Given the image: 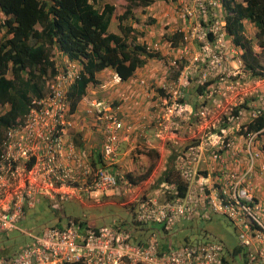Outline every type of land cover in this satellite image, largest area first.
<instances>
[{"label": "built area", "instance_id": "1", "mask_svg": "<svg viewBox=\"0 0 264 264\" xmlns=\"http://www.w3.org/2000/svg\"><path fill=\"white\" fill-rule=\"evenodd\" d=\"M174 3V13L181 20L174 30L181 37L175 46L170 43L174 55H166L163 61L166 69L177 75L162 83L165 95L155 135L161 139L166 136L177 139V131L189 122L190 115L196 112L200 115L197 130L190 136L199 139V143L185 151L188 159L179 157L182 178L196 182L189 186L187 202L181 199L168 202L154 195L140 197L138 185L131 186L122 172L107 167L114 159L124 124L112 106L101 98L90 99L86 110L103 121L105 163L95 168L87 151L75 149L65 137V130L71 125L67 93L76 76L72 70L74 64L68 63L49 79L42 96L30 100L21 120L0 135V232L16 228L15 222L25 207H33L40 198L55 203L65 197L75 198L79 193L123 188L133 193L130 200L136 202V219L162 221L167 229L181 218H191L199 210L210 209L225 215L237 228L245 245V264H264V207L244 187V180L258 156L254 147L260 133L249 130L243 133L241 113L232 114V107L230 114L222 117L206 104L194 111L184 101L183 92V86L188 83L203 85L207 82L199 97L214 98V111L225 109L224 103L228 101L238 105L232 101L234 95L247 97L257 92L255 96L259 97L260 106L252 114L255 117L264 112V89L261 93L258 91L264 76H253L244 70L243 51L227 31L220 2L176 0ZM209 5H215L217 11H209ZM194 43L199 44V49ZM146 48L158 51L160 44L156 41ZM212 77L216 82L209 84ZM113 78L120 79L117 73ZM225 121L227 125H223ZM238 139L244 141V150L250 157L248 169L239 173L231 171L230 180L226 182L210 174H198L195 178L194 167L208 149L212 151V161L222 160V152L232 149ZM172 185L175 189L176 185ZM167 188H171L170 183L163 180L158 191L163 193ZM72 222L61 227L47 226L31 234V240L19 251L0 256V264H231L230 260L234 259L225 253L222 243L215 240L187 242L170 249L159 245L161 228L151 230L143 241L133 242L132 232L122 225L112 223L79 231Z\"/></svg>", "mask_w": 264, "mask_h": 264}, {"label": "trees", "instance_id": "2", "mask_svg": "<svg viewBox=\"0 0 264 264\" xmlns=\"http://www.w3.org/2000/svg\"><path fill=\"white\" fill-rule=\"evenodd\" d=\"M217 1L222 5V14L227 23L228 33L232 36L233 42L243 51L241 58L244 68L253 76H264V0ZM150 2L151 0H125L122 10L115 14L114 4L109 1H104L101 7H97L94 5V0H0V11L6 16L4 26L7 34L0 39V135L7 127L21 120L33 97H40L46 91L47 82L56 73L55 61L52 57L53 49L56 47L70 60L78 59L82 64V70L75 77L67 94L71 113L75 111L81 98L86 95L87 86L98 81L96 76L98 70L110 67L120 76V79H126L146 61L147 56H159V52L148 51L144 42L136 40L135 27L126 21V18L133 17L132 8L147 5ZM214 6L209 5L208 10L217 11L218 8ZM113 18L116 20L117 31H111L108 27ZM244 20L254 25L253 36L246 35ZM180 37L181 34L178 33L169 34L173 45L177 44ZM171 73L176 76L175 72L171 71ZM215 82L216 80L212 77L209 84ZM206 84L207 82L203 85L197 84V92L202 93ZM205 101L208 102L198 104L197 108L206 104L215 114H230V107L214 111L211 106L214 98ZM250 101V106L245 104L246 100L245 103L234 107L232 114L239 115L240 111L243 113L245 110L249 117H252L260 106V99L258 96L251 97ZM257 102L259 105L254 108L253 105ZM6 104L8 106L4 108ZM190 117L192 120L190 126L196 128L200 115L196 112ZM240 117L242 118V114ZM223 125H227V122L225 121ZM242 127L243 133L249 130L264 134V112L252 117L251 121L248 124L244 123ZM170 138L166 136L164 140L167 141L172 155L168 157L167 165L161 171L159 181L168 180L171 188L159 193L157 183L154 196L168 202L181 199L183 203H186L191 188L189 186L195 185L196 182L182 178L178 167L181 163L179 157L183 156L188 159L189 156L186 157L187 152L185 151L189 146L199 143V139L189 138L175 143V140ZM172 141L176 144L172 145L174 149L169 144ZM211 153L210 149L206 151L209 159ZM202 162L204 161L200 159L196 163L199 164L197 171L207 175L209 169L207 164L201 167ZM91 163L95 168L99 166H96L94 161ZM153 166L152 161L147 168L139 172V175L136 176L137 172L134 171H126L124 177L130 181L131 186L139 185L150 175ZM173 183L176 185L175 189L172 187ZM121 192L123 190L115 191V195H120ZM138 196L145 198L153 194L147 195L142 192ZM122 204L129 209L131 217L115 220L114 224L130 229L133 242H141L151 230L155 231L158 228H161L168 236L173 233L171 231L177 223L191 220L196 214L191 218L179 219L167 229L162 221L136 219L134 199L126 200ZM71 221L73 219L68 222L71 223ZM166 241V236L158 232L159 245L167 246ZM187 242L192 241L185 239L181 243ZM7 255L9 254H0V256Z\"/></svg>", "mask_w": 264, "mask_h": 264}, {"label": "crops", "instance_id": "3", "mask_svg": "<svg viewBox=\"0 0 264 264\" xmlns=\"http://www.w3.org/2000/svg\"><path fill=\"white\" fill-rule=\"evenodd\" d=\"M104 1L108 0H94V5L101 7ZM173 3L174 0H151L147 5L136 6L135 8H139V12L142 9L148 10L146 14H141H143V16L146 15L149 22L138 20L137 17H135L136 14H133V18H126V21L130 22L135 27L137 41L144 42L145 44H151L156 41L159 42L160 49L158 52L160 55L147 56L146 61L138 66L132 75L126 79L115 80L113 78L115 71L110 67L98 70L96 72L98 81L96 83H90L87 86L86 95L81 98L75 111L73 113L70 112L68 116L71 125L66 128L65 137L72 142L77 151H87L90 162L94 161L96 166L105 163L103 160V144L106 134L103 121L96 114L89 113L86 110L88 102L92 98H101L110 104L112 109L115 110L116 115L123 120L124 124L120 129L117 151L112 162L107 164L108 168L122 173L126 171L140 172L143 168H147L152 162L151 153L152 155L158 153L156 155H159V159L157 162L153 161L154 166L148 176L150 178L158 167L162 166V169L166 167L168 157L172 155V151L166 143L167 141L157 138L155 131L158 128L157 119L163 109V96L165 90L162 87V83L170 79V76L166 74V63L163 61L162 56H171L174 54L173 49L170 47L169 34H173L174 27L181 23V20L177 17L176 13H174L175 3ZM121 10L114 13L116 14ZM132 10L134 11V8H132ZM5 18L6 16L0 11V39L6 34V28L4 26ZM112 23H116L114 18L111 19L108 24L109 30L114 31L111 29L113 28L111 26ZM115 26V31H117L118 27L117 25ZM52 57L55 61L56 72L62 69V67L65 68L68 63L74 64L72 69L74 75L77 76L80 70H82V64L78 59L70 60L67 55L63 54L57 47L53 49ZM193 85L192 83H188L183 86L184 100L186 96H189L186 89H193ZM261 86L262 87L258 90L259 92L264 89V82L261 83ZM195 92L201 102L199 103L197 99H194L193 103L189 104L194 110H197L198 103H207L208 101L200 98L199 92L196 90ZM254 94L256 95L257 92H254ZM255 95L251 94L249 96L257 97ZM248 97H245L243 94L239 97L234 95L232 96V101L233 103L237 102V104H240L245 103L247 100L245 104L250 106L251 102ZM258 105L259 102L253 106L255 108ZM211 106L212 108L214 107L213 104ZM4 108H2V110ZM240 113L242 114V121L244 120V123L248 124L252 117H249L245 110L243 113L240 111ZM191 123L192 120L190 119L188 123L183 124L182 128L178 131L177 138L183 141L184 139H189L190 136L196 132L197 126L193 128L190 126ZM169 144L174 149L173 146L176 144L173 141ZM244 144L243 140L238 139V143H236L232 149L222 152L223 158L220 161L209 160L205 152L203 156L204 162H202L201 167L207 164L209 168L210 165L214 164L220 173L223 171L243 170L244 167L247 166L250 158L244 150ZM263 145L262 143H257L254 147V151L258 156L256 157L257 159L255 158L254 169L250 176L249 189L254 195V199L262 203L264 207ZM165 150L168 151L167 157H164L161 164L158 166L159 160L163 157ZM148 151L150 153H148ZM109 165L111 166L109 167ZM148 177L144 179V181L148 180ZM144 193L152 195L151 193Z\"/></svg>", "mask_w": 264, "mask_h": 264}, {"label": "rangeland", "instance_id": "4", "mask_svg": "<svg viewBox=\"0 0 264 264\" xmlns=\"http://www.w3.org/2000/svg\"><path fill=\"white\" fill-rule=\"evenodd\" d=\"M108 1L114 4V12L121 10L125 5V0ZM132 12L134 15L136 14L135 17H137L138 20L149 22L147 16L141 14H146L148 10L142 9L139 12V8L134 7V11L132 10ZM111 26L113 27L111 29L115 31V24L112 23ZM244 29L246 35L253 36L255 27L252 23L249 21L244 22ZM194 47L199 49V44L194 43ZM191 83L194 84V82ZM192 87L195 89V84ZM193 89H186L189 96H186L185 100L188 103H193L194 99H197L200 103L201 100L197 97ZM251 97L252 96H249V100ZM229 103L231 102L228 101L224 103V106L233 108L234 105ZM263 141L264 134L260 135V137L258 136V143H262L263 145ZM139 149L142 148L140 147ZM167 152V150L164 151L158 166L161 164L163 158L167 157ZM158 159L159 155H151V161L157 162ZM179 161H182L181 158H179ZM110 166L111 165H109V167ZM162 170V166H160L153 172L150 178L148 177V180L144 181L143 179L136 187L140 189L139 193L147 192L154 195ZM137 175H139V172L136 173V176ZM115 191L114 188L105 189L104 191L94 190L89 194L79 193L75 198L65 197L62 200L57 199L55 203H52L46 198H40L33 207H25L22 216L15 222L16 228L0 232V254H14L30 240L31 234H37L41 232L44 227L55 224L61 227L70 219L77 221L72 223L74 228H77L79 231H83L86 227L112 225L115 220L118 221L121 218L130 219L131 214L129 213V209L122 203L128 200V198H131L133 193L123 191L124 193L121 192L120 195H115ZM79 223L81 225H79ZM171 232L173 233L166 236V238L167 241L173 245H177V243L183 242L185 239L187 241L218 240L227 250H232L238 243L237 230L227 217L209 210L206 216H202L201 213H196L191 220H184L179 224L177 223ZM235 257L236 262H232V264H245L246 256L243 253H237Z\"/></svg>", "mask_w": 264, "mask_h": 264}, {"label": "clouds", "instance_id": "5", "mask_svg": "<svg viewBox=\"0 0 264 264\" xmlns=\"http://www.w3.org/2000/svg\"><path fill=\"white\" fill-rule=\"evenodd\" d=\"M247 20H244V22H246ZM248 22V21H247ZM174 33H178L177 31H175V30H173V34ZM179 34V33H178ZM170 41V40H169ZM170 43L172 44V42L170 41ZM178 43V42H177ZM147 45V44H146ZM173 45V44H172ZM173 46H175V45H173ZM150 52H154V51H150ZM158 52V51H157ZM174 55V54H173ZM173 55H171V56H173ZM165 56H162V59L164 58ZM242 59V58H241ZM242 62H243V60H242ZM244 65V64H243ZM244 70L245 71H247V72H250V71H248V70H246L245 68H244ZM116 73V72H115ZM167 75H169L170 76V79H172V78H174V73H171L170 71H168L167 70V73H166ZM176 75H177V73H176ZM120 77V76H119ZM195 90H196V85H195ZM197 91V90H196ZM204 92V91H203ZM202 92V93H203ZM165 95V94H164ZM185 101V100H184ZM186 103H188L187 101H185ZM189 104V103H188ZM239 105V104H238ZM202 106V105H201ZM237 105H234V107H236ZM233 107V108H234ZM232 108V109H233ZM218 116L220 115V114H217ZM225 114H221L220 115V117H222V116H224ZM243 125H244V120H243ZM261 135V134H260ZM172 139H174V138H172ZM162 140H164V138L162 139ZM174 140H177L178 142L180 141V140H182V139H180V138H177V139H174ZM178 156H180V155H178ZM201 159L203 160V157H201ZM211 159V158H210ZM209 159V160H210ZM216 161H218V160H216ZM249 161H248V164H247V166L246 167H244V169L243 170H241V171H237L238 173L239 172H243V171H245L246 169H248V167H249ZM254 164H255V161H254V163H253V166H251L250 167V169H249V172H248V174H247V178L244 180V187H246V189H247V192L254 198V195L251 193V191H250V189H249V185H250V176H251V173H252V171H253V169H254ZM198 165L199 164H196L195 165V167H194V169L196 170V172H197V175L195 176V178L197 179V176H198V174H203V173H199L198 171H197V168H198ZM209 172L207 173V174H210L212 177H215V176H217V177H220L222 180H224L225 182L226 181H229L230 180V173H231V171H228V172H222V173H218V170H217V167L214 165V164H212V165H210L209 166ZM235 172V171H234ZM123 174H125V173H123ZM181 175V174H180ZM206 175V174H205ZM224 176H225V179H224ZM161 181H163V180H160L159 182H158V184L161 182ZM121 184V183H120ZM213 184H215V183H213ZM219 186V185H218ZM112 189V188H111ZM115 189V188H114ZM123 188H120V191L122 190ZM116 190V189H115ZM123 191H125L124 189H123ZM126 192V191H125ZM129 192V191H128ZM127 201H131L130 200V198H128V200ZM262 204V203H261ZM263 205V204H262ZM200 212H197V213H201V215L202 216H206L207 215V209H205V210H199ZM209 211H211V210H209ZM213 212V211H212ZM214 213H216V212H214ZM264 213V212H263ZM218 214H220V213H218ZM223 215V214H222ZM225 216V215H224ZM226 217V216H225ZM228 219V218H227ZM229 220V219H228ZM230 221V220H229ZM231 222V221H230ZM231 224H232V222H231ZM233 225V224H232ZM234 226V225H233ZM235 228V227H234ZM236 230H237V228H235ZM162 236H167V233H165L164 231H161V232H159ZM237 234H238V243H237V245L236 246H234L233 248H232V250H227L225 247H224V245H223V248H224V251H225V253H227V254H229V255H231L234 259H231L230 260V262H231V264H232V262H236V254L237 253H243L244 254V250H245V245H243V243H242V241H241V239H240V236H239V231L237 230ZM147 236V235H146ZM146 236H144V238L146 237ZM144 238H142V241H143V239ZM131 239V238H130ZM132 241V240H131ZM197 241H208V240H195V241H192V242H197ZM215 241H218V240H215ZM220 242V241H219ZM166 243H167V246L168 245H170V247H167V246H165V244L164 245H162L163 247H167V248H170V249H177L179 246H181L182 245V243L180 242V243H177V245H173L172 243H170V242H168V241H166ZM13 254V253H12ZM10 255V254H9Z\"/></svg>", "mask_w": 264, "mask_h": 264}]
</instances>
